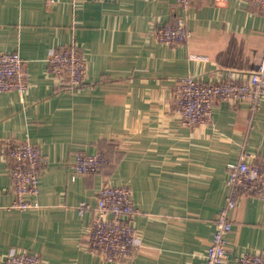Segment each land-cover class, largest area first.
I'll return each instance as SVG.
<instances>
[{
    "label": "crops",
    "instance_id": "1",
    "mask_svg": "<svg viewBox=\"0 0 264 264\" xmlns=\"http://www.w3.org/2000/svg\"><path fill=\"white\" fill-rule=\"evenodd\" d=\"M0 0V52L25 60V94L0 91V264L12 251L41 264H201L224 203L230 164L242 149L264 158V96L217 101L203 127L173 111L176 78L247 76L261 58L264 12L246 0ZM181 16L190 32L177 44L153 30ZM74 45L87 64L83 84L60 87L48 70L51 49ZM39 146L44 164L37 205L12 206L5 144ZM103 152L106 166L71 178L78 152ZM128 185L139 246L130 261H105L84 246L102 183ZM227 263L264 252V200L241 196L230 212Z\"/></svg>",
    "mask_w": 264,
    "mask_h": 264
},
{
    "label": "built area",
    "instance_id": "2",
    "mask_svg": "<svg viewBox=\"0 0 264 264\" xmlns=\"http://www.w3.org/2000/svg\"><path fill=\"white\" fill-rule=\"evenodd\" d=\"M193 0H174V6L186 7ZM226 0H214L223 2ZM243 1V0H241ZM264 12V0H246ZM157 41L177 45L185 41L190 32L185 20L177 16L174 22L159 25L153 30ZM48 70L60 87L74 89L83 84L87 64L74 45L60 46L50 50ZM25 60L18 51L0 52V91H16L25 94L29 87ZM264 96V43L261 58L247 76L238 78L232 71L214 81L190 74L176 78L173 85L172 103L175 116L181 124L189 127L206 126L211 119L213 105L217 101L247 103L252 112L258 109ZM8 159L10 190L15 196L14 207L36 206L35 196L39 190V175L44 164L39 146L27 140H14L5 144ZM249 153L242 149L237 160L230 164L227 177V193L224 203L214 220L211 241L201 264H228L226 236L231 230L230 212L241 196H255L264 200V158L249 160ZM108 163L103 152H78L73 161L71 178L95 174ZM128 185L101 184L96 192L95 204L81 202L78 212L92 211L88 230L83 238L85 248L100 255L105 261L125 262L132 260L139 246L133 220L137 209ZM3 205L0 203V208ZM4 264H41L37 253L12 250ZM235 264H264V252L243 254Z\"/></svg>",
    "mask_w": 264,
    "mask_h": 264
}]
</instances>
